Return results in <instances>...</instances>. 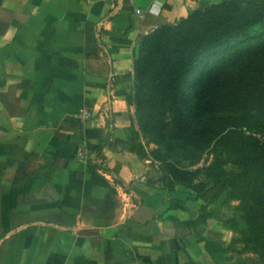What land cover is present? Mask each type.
Here are the masks:
<instances>
[{
	"label": "crops",
	"instance_id": "obj_1",
	"mask_svg": "<svg viewBox=\"0 0 264 264\" xmlns=\"http://www.w3.org/2000/svg\"><path fill=\"white\" fill-rule=\"evenodd\" d=\"M220 1L0 0V264H227L220 198L129 150L140 40Z\"/></svg>",
	"mask_w": 264,
	"mask_h": 264
},
{
	"label": "trees",
	"instance_id": "obj_2",
	"mask_svg": "<svg viewBox=\"0 0 264 264\" xmlns=\"http://www.w3.org/2000/svg\"><path fill=\"white\" fill-rule=\"evenodd\" d=\"M141 46L142 50L149 49L140 69L152 72L157 59L162 67L159 74L154 71L148 78L142 71L143 84L150 85L143 96L135 98L136 117L143 127L151 126L157 135L165 137L167 144L175 145L173 150L185 152L182 159L187 164L173 165L159 149L151 152L152 157L176 173L179 178L175 184L188 187L203 200L204 211L227 190L228 200L239 202L236 209L242 214L237 215V220L248 226L240 229L235 219L229 227L243 235L242 241L252 246L245 248L264 263V139L239 130L244 127L252 134L264 135V0H221L210 4L189 12L176 26H166L163 31L146 36ZM204 58L207 59L201 80L187 102L180 85ZM165 107L175 111V127L165 123L161 111ZM186 113L190 114V122L185 120ZM233 129L235 134L230 132ZM229 135L240 138L243 149L235 155L234 147H223L227 152L222 157L221 152H216ZM193 137L196 140L191 142ZM210 146L215 157L209 165L186 169L196 165ZM170 151L168 148L167 154ZM227 164L238 171L227 172ZM202 174L218 184L224 183L216 191L195 189L193 180ZM207 216L204 213L202 220ZM237 242L235 239L230 245ZM206 245L211 257L227 260V248L222 242L210 240Z\"/></svg>",
	"mask_w": 264,
	"mask_h": 264
},
{
	"label": "rangeland",
	"instance_id": "obj_3",
	"mask_svg": "<svg viewBox=\"0 0 264 264\" xmlns=\"http://www.w3.org/2000/svg\"><path fill=\"white\" fill-rule=\"evenodd\" d=\"M207 6L209 5H206V6L204 5L199 9H203ZM187 15L188 14L181 16L173 24L161 25L160 27L151 31L146 36L148 37V36L157 34L158 32L163 31L166 26H176L179 20L181 18L187 17ZM146 36H144L138 44L137 53L135 54V60L133 64V75H132L133 76V86H132V90L130 94L132 99L130 101L132 105L134 106V116H133L131 125L129 126V150L133 154H135L137 158H139V160L146 163V170H147V175L149 179H156V181H158L159 184L162 186L168 185V186H173V188H175L176 186L188 188L178 182L175 184V181H177L176 179L179 178L175 175L176 173H174L172 169L167 167L165 162L155 160L151 155V152L154 149H159L162 155H165V156L168 155V158H170L169 161L173 165H176L177 167H181L182 165L185 166L187 164L186 159L184 158L182 159L185 152L180 154L179 152H176L175 150H173V146L175 145H173L172 143L167 144L165 137L163 138L160 134L157 135L155 133L156 131L154 132L151 126L143 127L142 124L139 122L138 118L136 117L137 106H136L135 98H137V95L143 96L146 93V91L149 89V85H150V84L149 85L143 84V81H145L141 79V73L143 70L140 69L139 67L144 61L145 52L149 49L146 47L145 50L143 49L144 50L143 51L142 46H141L143 43V39ZM206 59L207 58H204L201 62L197 63L196 67H194V69L190 70L189 72L191 77L185 80L180 85V92L186 98L187 102H190L192 97L194 96V91L198 83L201 80V74L205 67ZM158 60L159 59H157L158 63L153 64L154 70H152V72L156 71L159 74L161 72L160 69L162 66H160V63ZM209 60H211V58ZM152 72L151 71L146 72L145 70L143 71V73L146 74L145 76L146 78L150 77L153 74ZM161 111L165 119V123L170 125V127H175V119H174L175 111L172 110L170 107H165L164 110H161ZM188 111H190V108H188ZM185 120L186 122H190V114L186 113ZM235 129L231 130L230 132L232 133V131H234ZM239 130H241V132L246 135H254L259 140L264 139L263 134H260V133L252 134L251 131L247 130L244 127L240 128ZM232 134H235V133H232ZM230 136L232 135H229V139H226L225 142L219 146V150L216 152V154L221 152L222 157H225L227 150H224L223 147H226V149L227 148L230 149L234 147L235 148V150L233 151L234 154L240 155L239 152L240 150L243 149L241 145V139L238 137H230ZM195 140L196 138L193 137L190 141L194 142ZM161 141H164V142L160 144ZM168 148L172 149V151H170L169 154H167ZM211 149H212L211 146L206 148L202 153L203 154L202 159L194 166H189V167L187 166L186 169L193 170L197 167H205L209 165L211 161L213 160V158L215 157V152H213ZM224 169L229 173L238 171L236 167L232 164H227ZM193 183H195V185L197 186L195 187V189L207 190L209 188V189H214L216 191L220 189L221 185L224 182L222 181L218 184L211 177L208 178L206 175L202 174L198 178L194 179ZM193 193L196 196V193L194 191ZM227 195H228L227 190H225L220 195L219 197L220 202L214 210V213H217L218 216L210 217L208 220V223L210 225H213V227H216L217 225L224 223L225 225L227 224L226 225L227 228L224 230L225 231L224 234H220V235H217L216 232L213 230V228H210V235H209L210 239L213 241H219L220 238H226V241L228 242H225L224 247L227 248V251L225 253V257L227 258V264H264L262 261L259 260L256 253H254L250 249L245 248V247H252V246L247 245V243L242 241L243 235L239 234V232L236 231L235 229H232L229 227L231 225V222H234L235 219L237 221L236 224L238 225L240 229L241 228L247 229L248 226L246 225V223L243 222V220H240V219H239L240 221L237 220V215L241 217L240 215L242 214L241 211L236 209L239 202L236 200H228ZM235 239H237L239 242H237L236 245H232V244L230 245V243ZM220 242H222V240H220Z\"/></svg>",
	"mask_w": 264,
	"mask_h": 264
},
{
	"label": "built area",
	"instance_id": "obj_4",
	"mask_svg": "<svg viewBox=\"0 0 264 264\" xmlns=\"http://www.w3.org/2000/svg\"><path fill=\"white\" fill-rule=\"evenodd\" d=\"M108 4L112 5L114 8L118 7L121 5L122 0H105ZM139 12V11H137ZM83 115L86 117L89 116V113L87 111H81Z\"/></svg>",
	"mask_w": 264,
	"mask_h": 264
}]
</instances>
